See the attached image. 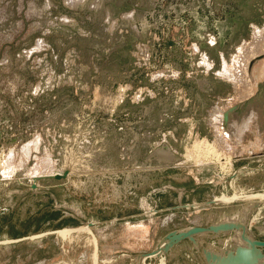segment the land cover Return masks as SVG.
Instances as JSON below:
<instances>
[{"label": "rangeland", "instance_id": "374dc122", "mask_svg": "<svg viewBox=\"0 0 264 264\" xmlns=\"http://www.w3.org/2000/svg\"><path fill=\"white\" fill-rule=\"evenodd\" d=\"M75 1L0 0V264H160L170 231L244 211L264 239V49L247 87L227 75L264 42V0ZM209 142L231 162L196 164ZM240 231L184 238L166 264H207Z\"/></svg>", "mask_w": 264, "mask_h": 264}, {"label": "water", "instance_id": "95a60500", "mask_svg": "<svg viewBox=\"0 0 264 264\" xmlns=\"http://www.w3.org/2000/svg\"><path fill=\"white\" fill-rule=\"evenodd\" d=\"M238 105H234L225 111V121L229 120L230 113L237 108ZM164 151V153L171 156L170 148L165 145L161 149H157L156 152ZM173 159V157H171ZM65 174H56L52 177L62 178L66 177ZM36 180V179H34ZM35 186V184H33ZM249 218L247 211L242 213V216L237 222L233 221H220L218 223H212L209 226L193 225L184 230H173L164 235L168 245L166 251L184 238H189L193 243L198 245V241L195 234L214 232L220 233L228 230H241L239 233L240 241H235L234 244L223 249H212L204 247V255L207 264H264V239H257L248 233L246 220Z\"/></svg>", "mask_w": 264, "mask_h": 264}, {"label": "bare ground", "instance_id": "6f19581e", "mask_svg": "<svg viewBox=\"0 0 264 264\" xmlns=\"http://www.w3.org/2000/svg\"><path fill=\"white\" fill-rule=\"evenodd\" d=\"M72 2H76L75 0H72ZM261 40V39H260ZM39 41V40H38ZM40 42V41H39ZM40 44V43H39ZM264 49V42L260 41L258 43H256L254 45V52H250V51H247V52H244L243 54H239L237 55L235 58H234V67L232 69H228V72H227V75L232 78L233 80L237 81L240 85H244V87H247V85L251 84L249 82V75H248V66H249V63H250V60L252 58H254L255 56L259 55V53H261V51ZM261 55V54H260ZM252 72L254 74H256L258 77H261V78H264V57L262 58V60L253 66L252 68ZM261 80V79H260ZM250 88V86H248ZM256 87V86H255ZM225 113V112H224ZM207 141V140H206ZM208 142V141H207ZM205 143V142H204ZM210 143V142H209ZM211 143L207 145V147L203 146V144H198L196 149L193 151L195 154H191L193 152L190 153V156H192L195 160V163L196 164H199V160L200 159H206V158H203L204 156H195L196 153H206V154H210V153H214L217 157V160H221V157L222 156H226L225 158V161H227L228 163V160H230L231 162V156L230 154L228 153H221L220 151L218 152V150L216 149L215 146H213V148L211 147ZM28 152L30 151V146L27 147L26 149ZM187 150V149H186ZM193 150V149H192ZM188 151V150H187ZM186 151V153H187ZM189 152V151H188ZM185 153V154H186ZM195 157H194V156ZM188 158V157H187ZM190 160V159H189ZM195 164V165H196ZM201 166V165H200ZM67 171V174L68 175L70 173V169L69 168H64L62 171L60 172H56L55 174L53 175H56V174H65V172ZM53 175H50V176H53ZM255 195H261V194H255ZM254 194H250V198L255 196ZM220 199H224V200H230L232 198L230 197H227L226 195H224L223 197H216L215 200H220ZM237 213V212H236ZM193 216V215H192ZM238 219V218H237ZM237 219H231V218H224V220H227V221H233V222H237L238 220ZM249 220V219H248ZM129 224V223H128ZM128 224L126 226H128ZM144 224V223H143ZM131 225V224H130ZM84 228V227H83ZM130 229H127V230H130L134 233V235H137L136 239L138 241H140V239H145L147 237V233L149 232V227L148 225H136V226H131ZM126 230V229H125ZM239 233L237 234V242L240 241V236H239ZM108 235V234H107ZM94 240V239H93ZM126 244L131 247H135L137 246L138 244L136 243L135 245L133 244H130L128 241H126ZM125 245V244H124ZM168 245V242L167 240L162 237L159 242H158V245H157V248L151 252L149 255H153V256H158L160 258L159 261L160 264H166V260H165V256L163 253L166 252V247ZM147 255V254H146ZM146 255L143 253L139 256H137L134 260H132V263L133 264H146L144 258L146 257Z\"/></svg>", "mask_w": 264, "mask_h": 264}]
</instances>
